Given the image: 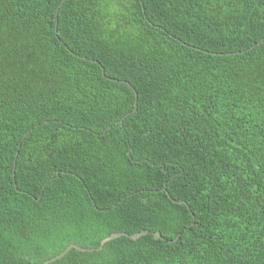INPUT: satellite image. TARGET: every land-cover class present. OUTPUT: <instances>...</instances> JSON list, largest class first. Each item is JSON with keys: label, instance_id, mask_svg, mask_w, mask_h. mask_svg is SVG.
I'll return each mask as SVG.
<instances>
[{"label": "trees", "instance_id": "1", "mask_svg": "<svg viewBox=\"0 0 264 264\" xmlns=\"http://www.w3.org/2000/svg\"><path fill=\"white\" fill-rule=\"evenodd\" d=\"M69 246L264 264V0H0V264Z\"/></svg>", "mask_w": 264, "mask_h": 264}, {"label": "water", "instance_id": "2", "mask_svg": "<svg viewBox=\"0 0 264 264\" xmlns=\"http://www.w3.org/2000/svg\"><path fill=\"white\" fill-rule=\"evenodd\" d=\"M146 234H147V233H140V234H138L137 236L129 237V238L135 240V239H137L138 237L143 236V235H146ZM122 235H123V234H117V235H115V236H113V237H120V236H122ZM71 248H75V249H77V250H79V251H90V250H87V249H81V248H78V247H76V246H69V247H68L63 253L59 254V255H58L57 257H55V258H52V259H50V260L44 262L43 264H49V263L55 261L56 259H59L60 257L64 256V255L67 253V251H68L69 249H71Z\"/></svg>", "mask_w": 264, "mask_h": 264}]
</instances>
